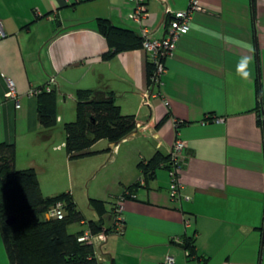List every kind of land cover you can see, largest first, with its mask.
Masks as SVG:
<instances>
[{"label":"crops","instance_id":"crops-1","mask_svg":"<svg viewBox=\"0 0 264 264\" xmlns=\"http://www.w3.org/2000/svg\"><path fill=\"white\" fill-rule=\"evenodd\" d=\"M189 1L145 0L141 23L153 38H161L169 15L186 9ZM198 3L202 9L165 59L162 83L146 103V52L135 47L103 58L109 44L97 28V19L104 18L139 32L128 16L133 2L0 0L6 33L0 38V142L14 144L17 169L32 167L38 176L46 171L36 145L41 134L50 136L49 128L40 126L38 98L29 91L50 76L57 82L59 123L78 89L110 91L121 112L134 115L132 133L117 143L101 139L90 148L105 156L98 183L114 198L110 229L97 234L106 264H161L167 254L174 264H264V0ZM8 78L19 107L5 97ZM62 131L52 140L48 159L64 161L75 181L82 169L71 170ZM176 136L186 144L180 181L181 194L189 198L170 197L168 170L158 166L123 199L117 230V197L141 177L139 163L156 153L167 156ZM94 216L97 220L95 210ZM0 264H9L1 231Z\"/></svg>","mask_w":264,"mask_h":264},{"label":"trees","instance_id":"trees-1","mask_svg":"<svg viewBox=\"0 0 264 264\" xmlns=\"http://www.w3.org/2000/svg\"><path fill=\"white\" fill-rule=\"evenodd\" d=\"M97 28L109 44L108 50L102 54L103 58L141 47V36L131 28L116 26L104 18L97 19ZM151 70L148 63L149 75ZM57 92L54 88L37 96L38 122L43 129L50 128L57 121ZM75 102L76 120L63 124L65 150L70 159L95 152L90 148L101 139L117 143L136 128L134 115L122 113L110 91L78 89L75 91ZM14 159V144L0 142V231L9 264H106L97 257L92 242L78 240L83 230L71 233L67 229V225L79 217L72 194L62 192L55 196H44L35 169H17ZM168 160L169 154L161 156L159 153L148 161L142 160L139 167L143 184L154 176L158 166L167 168ZM139 185L142 184L134 181L124 188L121 196H131ZM64 199L69 211L67 215L63 213L62 218L39 219L57 201L63 207ZM92 204L98 219L90 220L88 228L94 235L106 233L110 227L104 226L105 204L98 198H92ZM10 216H14L15 220L8 223ZM183 246L189 248L190 254L193 252L189 242Z\"/></svg>","mask_w":264,"mask_h":264},{"label":"built area","instance_id":"built-area-1","mask_svg":"<svg viewBox=\"0 0 264 264\" xmlns=\"http://www.w3.org/2000/svg\"><path fill=\"white\" fill-rule=\"evenodd\" d=\"M134 3L133 10L128 14L129 18L139 24V35L141 36V47L144 49L148 56V62L152 67L150 73V85L145 93L144 102H148L150 95H156L154 92V87L162 83V75L166 70L165 59L171 56L177 46L178 40L181 36L186 34L190 30L193 15L196 11L202 9L198 0H190L186 9L176 10L169 15L166 22V32L161 38H153L152 30L141 23V19L147 14V8L145 0H128ZM5 31L0 22V38L5 36ZM56 79L54 76H50L48 80L39 86L33 87L29 93L34 96H38L42 92H50L56 88ZM8 90L6 92V99H12L15 101L16 106L19 107L20 103L17 99V93L14 81L10 78L7 79ZM186 144L182 138L176 136L173 140L171 150L169 152L168 160V173L170 177L169 183V195L172 199L178 200L180 198H186L181 194L183 189V184L180 181V172L184 167V160ZM138 181L143 184V179L140 177ZM124 197L121 194L117 197V200L113 206L114 212V226L117 230H121L122 227V217L121 212L123 209ZM49 217L62 218V203L57 201L47 212ZM101 235L92 234L90 231L84 232L79 235L78 240H87L92 242L95 248L96 255L99 259L104 261L101 257L99 250V245L101 243ZM161 264H174V257L167 254Z\"/></svg>","mask_w":264,"mask_h":264},{"label":"rangeland","instance_id":"rangeland-1","mask_svg":"<svg viewBox=\"0 0 264 264\" xmlns=\"http://www.w3.org/2000/svg\"><path fill=\"white\" fill-rule=\"evenodd\" d=\"M58 106L59 103L57 102V107ZM64 106L65 105H63V108ZM76 118L77 103L70 101L66 105L64 121L61 123L55 121L53 125L50 126L49 130H47L50 136L47 137L41 134V143L36 145V147L41 149V154L43 153L44 159H46L45 164L47 166L46 171L43 174H40L39 176L37 175L41 193L44 196H55L62 192H70L73 194L72 199L75 203V211L79 214V217L67 225V229L71 233L80 231L81 227H89V221L95 219L92 198H100V200H103L106 207V212L103 215L104 226L109 227L108 215L111 212L110 207L114 200V198L109 195V189L104 188L101 183H98L105 172L102 170L99 173L98 171L102 163L105 162V156L103 158L102 156H97L102 151H95L87 155L72 158L73 166L71 170L75 169V167L82 169L80 170L78 177L75 178V181H73L71 177L72 171L69 173V168L65 165L64 161L49 162L50 159H48V152L51 153L52 151L49 147L51 142H54L52 140L54 137H59L60 133L63 132L62 127L64 123L75 121ZM48 141L49 143H47ZM100 145L101 144L98 146ZM75 164L77 166H75ZM63 205L62 211L64 215H67L69 211L66 208V199L63 200ZM81 219L86 221L84 226L80 224Z\"/></svg>","mask_w":264,"mask_h":264},{"label":"water","instance_id":"water-1","mask_svg":"<svg viewBox=\"0 0 264 264\" xmlns=\"http://www.w3.org/2000/svg\"><path fill=\"white\" fill-rule=\"evenodd\" d=\"M44 217H45V218H48V215H47V214H46L45 216L40 215V216H39V219H40V220H43ZM14 220H15V217H14V216H10V217L7 218V222H8V223L13 222Z\"/></svg>","mask_w":264,"mask_h":264}]
</instances>
